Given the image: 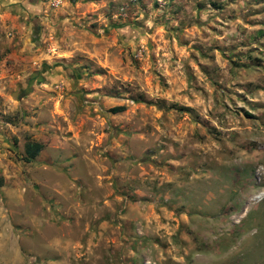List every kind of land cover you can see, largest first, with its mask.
I'll list each match as a JSON object with an SVG mask.
<instances>
[{
	"label": "rangeland",
	"instance_id": "obj_1",
	"mask_svg": "<svg viewBox=\"0 0 264 264\" xmlns=\"http://www.w3.org/2000/svg\"><path fill=\"white\" fill-rule=\"evenodd\" d=\"M0 264H264V0H0Z\"/></svg>",
	"mask_w": 264,
	"mask_h": 264
},
{
	"label": "trees",
	"instance_id": "obj_2",
	"mask_svg": "<svg viewBox=\"0 0 264 264\" xmlns=\"http://www.w3.org/2000/svg\"><path fill=\"white\" fill-rule=\"evenodd\" d=\"M124 110H125L124 107H119V108L113 109V112L119 113V112H123ZM42 150H43V146L36 144L31 149H29L28 154L31 159H34L40 154Z\"/></svg>",
	"mask_w": 264,
	"mask_h": 264
}]
</instances>
